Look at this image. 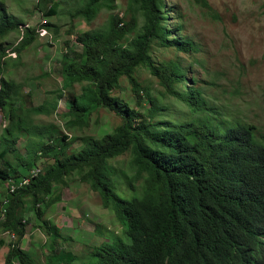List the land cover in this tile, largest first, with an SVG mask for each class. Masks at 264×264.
Returning a JSON list of instances; mask_svg holds the SVG:
<instances>
[{
  "label": "trees",
  "instance_id": "obj_1",
  "mask_svg": "<svg viewBox=\"0 0 264 264\" xmlns=\"http://www.w3.org/2000/svg\"><path fill=\"white\" fill-rule=\"evenodd\" d=\"M41 1L47 3L44 15L56 13L55 0ZM113 2L86 0L73 15L89 21L100 7L114 9ZM194 2L208 8L206 0ZM161 5V0H130L127 19L110 13L101 28L75 34L78 48L69 45L71 40L65 43L60 69L63 84L85 82L80 94L65 98L72 116L67 125L84 126L94 110L104 107L121 119L110 131L81 136L79 148L66 154V143L57 144L56 126L27 123L19 110L18 138L34 132L51 140L39 142L41 154L56 149L51 163L18 185L28 173L18 174L5 159L17 135L8 123L3 126L7 136L0 137V180L5 183L0 230L12 238L16 235L17 240L8 246L2 264H70L75 259L71 252L56 249L57 240L62 239L60 230L53 221L41 218L59 201L53 188L71 172L97 192L102 207L110 208L120 222L123 235L111 232L110 241L95 246L92 260L81 264H264V135L208 105L178 64H151L153 40L181 51L193 49L189 40L168 36ZM22 24L0 1V44L12 31L20 35L13 51L32 43L35 28ZM41 25L54 26L46 21ZM0 51L3 55L1 46ZM140 65L148 66L163 90L184 104L185 113L181 111L176 118L164 116L163 105L147 93L140 94L142 87L133 77ZM121 76L129 81L137 107L146 98L145 107L130 108L111 94ZM180 82L190 86L177 89L175 83ZM19 97V85L0 75V110L8 122L10 109L17 105L18 110ZM35 110L48 112L44 105ZM65 138L61 135L60 140ZM126 150L131 156L123 167L108 163ZM136 179L140 180L135 184ZM119 183L128 190V197L117 192ZM10 184L15 185L11 192ZM24 205L42 219L48 239V254L41 263L18 246Z\"/></svg>",
  "mask_w": 264,
  "mask_h": 264
},
{
  "label": "rangeland",
  "instance_id": "obj_2",
  "mask_svg": "<svg viewBox=\"0 0 264 264\" xmlns=\"http://www.w3.org/2000/svg\"><path fill=\"white\" fill-rule=\"evenodd\" d=\"M0 1L8 14L22 20L20 27H34L36 32L32 43L18 52L12 49L19 43L18 31L8 33L0 44L3 48V55L0 51V75L18 84L20 95L18 110L17 105L10 109L12 118L9 122L0 110V137L7 136L3 126L8 123L17 139L14 147L5 154V159L16 167L18 174H27L33 167L41 171L51 163L56 148L41 154L39 142L45 144L51 140L39 138L34 132L24 133L18 138L16 114L20 113L19 110L27 123L56 126L54 133L59 138L57 144L66 143V154L79 148L81 136L96 135L100 129L110 131L120 123L119 116L98 107L88 116L86 125L68 126L67 122L72 116L67 112L65 98L70 94H80L85 82L64 85L60 69L67 41L71 40L69 45L78 48L73 41L75 34L101 28L110 13L127 19L130 0H114L112 10L100 7L89 21L73 15L86 0H55L56 13L47 16L44 15L47 3L41 0ZM206 1L208 8L194 0H161L162 24L169 30L168 36L189 40L193 49L181 51L153 40L149 49L150 62L153 66L165 62L178 64L184 70L185 78H192L195 86L200 88L202 98L208 105L219 108L231 119L253 125L257 134L264 135V0ZM45 21L54 26L42 27ZM41 28L45 33L40 34ZM133 77L142 87V96L147 93L165 107L166 110L161 111L164 116L176 118L181 111L182 114L186 112L187 108L181 101L163 90L148 66H137ZM129 85V81L121 76L118 87L111 94L122 99L130 108L145 107L146 98L142 107H137ZM188 86L189 82L175 83L177 89ZM38 105H44L48 112L35 110ZM61 135L66 138L60 140ZM72 136H75L74 140H71ZM130 156L129 150H126L107 161L112 166L123 167ZM139 180H134L135 184ZM53 190L59 193V201L48 207L41 218L49 219L58 226L62 239L57 240L55 247L75 255L70 264L92 260V249L102 241L109 242L111 232L123 237L121 224L111 209L102 207L97 192L80 181L76 172L65 176L64 182ZM117 192L128 197L129 192L123 184L117 185ZM4 194L5 183L0 180V203ZM22 220L23 236L18 246L41 263L48 254V239L41 224L42 219L24 205ZM0 240L2 264L8 246L17 238L0 230Z\"/></svg>",
  "mask_w": 264,
  "mask_h": 264
},
{
  "label": "built area",
  "instance_id": "obj_3",
  "mask_svg": "<svg viewBox=\"0 0 264 264\" xmlns=\"http://www.w3.org/2000/svg\"><path fill=\"white\" fill-rule=\"evenodd\" d=\"M39 32H40V34H43V33H45V30H44L43 28H41V29L39 30ZM38 171H39V168H37V167H33V168H31V169L28 171V176L22 178V179L20 180V182L18 183V185H20V184H24V183H27L28 179H29L31 176L36 175V173H38ZM8 186H9V192L13 191L15 185H14V184H10V185H8ZM10 236L12 237V235H10Z\"/></svg>",
  "mask_w": 264,
  "mask_h": 264
}]
</instances>
